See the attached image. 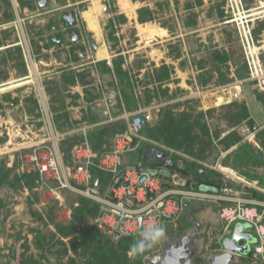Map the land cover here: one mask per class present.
<instances>
[{"label":"crops","instance_id":"crops-1","mask_svg":"<svg viewBox=\"0 0 264 264\" xmlns=\"http://www.w3.org/2000/svg\"><path fill=\"white\" fill-rule=\"evenodd\" d=\"M8 1L13 9L9 13L12 18L0 21V156L7 155L10 158L25 146L46 140L53 133L58 134V143L73 135L84 138L97 127L122 120L128 113L143 112V109L150 111L146 115L147 124L153 126L159 121L161 107H172L174 112L181 113L184 101L194 103L195 109L203 112L233 101H243L253 125L259 127V131L264 128V103L255 96L251 82L237 88L236 99L228 93L231 85L246 76V69L235 31L231 25L224 23V18H220L217 11L221 1L224 12L223 0H200V5L195 0H165L164 3L130 0L126 5L122 3L119 14L114 13L106 19V26L101 17L95 14V28L89 26L84 15L86 11H83L80 15L81 24L84 31L91 35L96 49L81 59L86 60L84 65H72L65 69L56 67L53 72L46 70L52 64L46 46L38 43L35 50L31 47L25 24L18 15L23 5L18 0ZM187 2H194L192 13L185 7ZM258 2L264 5V0ZM140 8L150 9L153 19L139 22L137 10ZM121 16L126 18L125 22H121ZM110 19L113 20L112 36L117 39V44L109 37ZM128 30L130 33H127ZM254 30L264 62V12L256 21ZM119 35L122 36L121 40L117 38ZM107 37L112 42L110 47ZM54 43L62 46L61 43ZM66 45L63 47L66 49L65 56L77 58ZM15 53L20 54L19 62L12 60ZM116 57L122 59L121 68L127 72L131 84H138L147 73V86L144 89L148 92L147 104L143 103L144 91L134 86L138 110L127 112L123 109L118 110L119 113L112 111L119 104L124 107L121 88L125 85L119 83L112 63ZM161 66L167 67L169 77L158 80L156 69ZM63 70L81 73L86 83H80L77 77L75 84L64 82L61 79ZM159 86L164 90V96L157 92ZM175 90H179L180 94L174 95ZM19 95L24 105L18 119L7 111V106L10 99L14 100ZM152 115L155 119L150 123ZM257 134L258 147L254 143L250 144L263 150L264 159V148L258 142ZM234 149L231 147L230 150L220 151L216 158L211 159L213 169H202L208 174L209 171H216L224 179L223 182H247L253 193H256L254 199L264 203V186L256 177L247 178L238 172L232 165L233 156L227 157V153ZM176 152L195 161L183 152ZM191 172L192 168L186 176L181 172L175 174L187 179L188 186L192 180ZM215 178L210 176V179ZM196 202L194 208L191 201L185 202L183 220L187 224L189 211L190 217L204 221L208 230L206 245L209 246L215 236L219 240L221 223L217 217L218 206L210 201ZM259 209L264 211V206L259 205ZM180 217L177 225L183 222ZM246 232L250 233L248 229ZM250 234L255 242L254 235Z\"/></svg>","mask_w":264,"mask_h":264},{"label":"built area","instance_id":"built-area-1","mask_svg":"<svg viewBox=\"0 0 264 264\" xmlns=\"http://www.w3.org/2000/svg\"><path fill=\"white\" fill-rule=\"evenodd\" d=\"M224 1V23L233 27L239 43L246 76L230 86L231 98L236 99L237 88L251 82L254 88L264 94V62L261 47L254 34L255 23L263 15L264 5L247 7L244 0ZM126 131L117 132L107 150L97 158L96 151L84 136L82 142L74 143L70 157L65 161L60 151L58 134L53 133L46 140L22 148L19 151L16 172L33 173L37 176L36 191L42 205L56 204L55 217L65 222L71 211L64 204V194L72 193L94 201L98 214L92 221L96 229L110 240L134 238L143 241L147 249L155 253L161 235L174 230L184 211L187 201H210L218 206L217 217L221 223L219 240L230 235L237 222L249 224L254 231L255 242L251 257L258 264H264V211L245 181L223 182L216 192H204L191 186H178L169 176L154 174L141 161L127 163L125 155L131 149V137H138L147 124L141 112L125 114ZM238 135L249 143H256L259 127L249 126L245 121L238 128ZM168 153L166 165L172 164L170 153L174 149L164 148ZM163 161V162H164ZM162 162V163H163ZM91 168L108 174L109 182L100 188L93 178ZM98 182V188L94 186ZM162 230L154 240H146L145 233ZM131 251H129L130 253Z\"/></svg>","mask_w":264,"mask_h":264},{"label":"trees","instance_id":"trees-1","mask_svg":"<svg viewBox=\"0 0 264 264\" xmlns=\"http://www.w3.org/2000/svg\"><path fill=\"white\" fill-rule=\"evenodd\" d=\"M19 4L22 6L24 4L30 5L31 0H18ZM197 5L201 4L200 0H195ZM249 1L251 0H244ZM7 4L10 6L9 1ZM222 2L218 4L217 11L220 18H225V14L221 9ZM187 11L192 13L194 9V2H187L185 5ZM138 21L143 23L153 19L152 11L148 8H140L137 10ZM7 19L12 18L11 14L6 15ZM121 22H125L126 18L121 16ZM92 20V19H91ZM111 31L109 37L111 40L115 41L117 44V39L112 36V27L113 20L110 19L108 23ZM256 34V30H254ZM105 63V62H104ZM113 69L118 78L120 84L125 85L121 88V96L123 98V104L118 105L112 108L114 113H119L118 110L125 109L127 112H132L138 110V100L134 97V86L129 81V76L126 71L121 68L122 59L116 57L112 61ZM245 67V66H244ZM64 69V68H63ZM246 69V68H245ZM157 70V79L163 80L164 78L169 77V72L166 66H161ZM155 70V71H156ZM241 76V74H240ZM244 76V74H242ZM76 77L79 82L86 83L85 77L81 73L74 74V71L63 70L62 80L68 84H75ZM47 89L50 91L48 84ZM256 90V89H255ZM147 90H144L143 103L147 104ZM255 96L263 101L264 103V94L256 90ZM11 100V99H10ZM193 107L184 109L181 113H176L172 110V107H165L160 109L159 112V121L151 126L146 124L144 129L141 131L140 135L146 138L148 141L139 139L138 137H131V147L132 151L125 155V161L127 163H134L136 161H141L150 171L154 174L164 175L165 173L171 174L176 172H181L182 174L189 173L192 168V180L188 186L198 188V185L201 183L200 175L195 172L193 169L196 167H201L195 161H190L177 153H170L169 157L172 159L171 165H166L165 161L158 165L153 163H148L145 160L143 150L144 146L151 145L157 147L161 150L164 148H171L175 151L183 152L189 155L192 158L199 159L204 161L208 158L207 151L213 149V133L210 130L209 126H217L222 118H225L227 122L232 124H239L243 121L252 126L253 121L249 118V113L247 107L243 101H233L229 104L220 105L215 108H211L203 111H198L195 109V104ZM126 124L122 120L114 121L102 125L93 129L88 135L87 140L91 147L96 151L97 158L104 150H107L111 143V138L117 132H125ZM221 132H216L215 137L218 138V142L224 145V150L227 151L231 147H234V150H237L235 153V158L241 162L247 160L256 161V164H260L255 157H248L249 152L261 153L263 155V150H256L251 145L240 144L241 139L233 132H229L224 137L220 138ZM264 137V128H262L257 134V138ZM203 138H207V141H203ZM84 138L82 136L73 135L66 137L59 142L60 151L63 154L65 161H68L70 157V149L74 143L82 142ZM153 142V143H152ZM155 143V144H154ZM247 144V143H245ZM137 146V147H136ZM195 146L199 147V153L195 151ZM135 147V149H133ZM261 147L264 148V141L261 140ZM232 150L227 153V157L233 156L232 153L235 152ZM130 157L128 160L126 157ZM234 157V156H233ZM263 158V156H262ZM8 159L7 155L1 156V165H0V188L6 184H9V188L16 191L28 190L31 191L37 186V176L33 173L27 174H18L15 172V163H12L10 166L6 165V160ZM235 159V160H236ZM234 160V161H235ZM235 168V164H232ZM236 169V168H235ZM93 178L97 179L100 183V188L109 182V175L96 169L91 168ZM211 176H215V179H210V183L218 188L223 183L220 178V174L216 171H209ZM247 178H257L259 183L264 186V178L256 176L247 172H241ZM230 182V181H228ZM253 196H256V193L251 190ZM35 194V193H33ZM74 203L71 205L70 217L66 222H58L53 217V208L55 204L44 205L42 209H37L35 206L34 200L27 196L26 206L27 213L31 216L32 220L38 225H53V230H49L47 234L42 233L39 226L32 229V234L35 239V244L37 248L41 251H50L54 248H57L63 245L62 239L72 238L71 250L78 257L79 263L74 258L69 259V264H127L129 258L127 253L131 251L133 254L138 255L139 249L136 245V242H133L131 238H121L120 240L114 242L108 237L102 235L93 224L88 226L85 222L87 220L93 221L98 214L97 204L85 197L77 196ZM4 204L2 197L0 195V205ZM260 210V209H259ZM82 247V249H79ZM64 250L57 251V253L62 256ZM89 254L90 258L88 260L83 259L84 254ZM251 254V253H250ZM76 258V257H75Z\"/></svg>","mask_w":264,"mask_h":264},{"label":"rangeland","instance_id":"rangeland-1","mask_svg":"<svg viewBox=\"0 0 264 264\" xmlns=\"http://www.w3.org/2000/svg\"><path fill=\"white\" fill-rule=\"evenodd\" d=\"M7 1L8 0H0V21L7 20L6 15L11 13V11L13 12L11 6L7 4ZM127 1L130 0H48L49 3L46 6L41 7L38 5V0H31L30 5L26 3L23 5L24 7L22 6V9L19 11L18 15L22 19V23L25 24V31L27 32L28 38L32 43L31 47L33 48V50H35L38 43H43L44 46H46L49 56L47 57L52 59V64H50L51 66L47 67L46 70L53 72L56 67L65 69L72 65L82 66L86 63V60H81V58L77 59L73 56L71 58L65 56L66 49L63 47L66 45V42L64 41L62 35L58 34L64 28L63 22L58 18L59 13L67 11L69 9L72 10L75 14L77 21H79L78 23L80 27H82L80 18L81 13L83 11L91 9V7L93 6H97L99 8L97 14L99 15V17H101V21L103 22L104 26H106V19H108V17H110V15L114 13L119 14L121 12L122 5H126ZM152 1L164 3L165 0ZM69 5L72 6L69 7ZM245 5L249 8L255 7L259 5V2L258 0H251V2L245 1ZM177 6L178 5L175 4L176 8ZM127 33H130V31L128 30ZM52 37H57L58 39H60V43L62 44V46H58L54 42H52ZM117 38L118 40H121L122 36L119 35ZM12 57V60L19 62L20 54L15 53ZM146 76L147 73H145L144 78H142L141 81L138 82V84L135 83V85H137L136 88L140 91H144L145 87L147 86ZM163 91L164 90L159 86L157 92L164 96ZM173 92L174 95L180 94L179 90H175ZM254 92H256L255 89ZM23 105L24 103L21 99V95H19L16 99L10 100L8 102L7 111L14 114L19 119L21 116V111L23 110ZM182 106L184 109H188L190 107H193L194 105L188 104L186 101H184ZM165 107L167 106H163L160 109H163ZM149 112L150 111H148L147 109H143L142 113H144V115L146 116L147 114H149ZM154 119L155 117L154 115H152L150 123H152ZM122 121H124L126 124V117H124ZM239 125L240 123L230 125L225 118H222L220 120L218 127L210 125L209 128L213 133V138L211 139L213 141V149L211 151H207L208 158L204 161L192 157L191 159L195 160L196 163L199 162L198 164L201 165V168L213 169L210 165L211 159L216 158L217 155L220 154V151H225L224 145L218 142V138L215 137V133L221 132L220 138H222L229 132H233L241 139V137L237 133V128ZM139 139L148 141L142 135L138 136V140ZM202 140L207 141V138H203ZM257 140L261 145V140L264 141V137H261L260 139L257 138ZM240 144L242 146L251 145L249 142L243 141V139H241ZM199 147L202 146H195V151L197 153H199ZM255 149L258 150L257 148ZM130 151H132V147ZM234 151L235 152H233L232 155L234 156L233 158L235 160V153L237 150ZM18 155L19 152L12 154L11 157L6 160V165H11L12 163H15V166L17 167ZM247 156L255 157V159L259 161L260 164H256V161H253L252 158L245 162H241L236 159L234 161L236 170L240 173L247 172L264 178V159L262 158V154L260 152L255 153L252 151L249 152ZM126 158L128 160L130 157L127 156ZM1 161L2 160L0 156V165ZM222 181H224V179H222ZM0 195L4 202V204L0 205V264H69L70 258H74L77 263H79V256L74 254V252L71 250L72 238L62 239L63 245L54 248L50 251H41L37 248L31 230L39 226V229H41L42 233L47 234L49 230H53L55 228H53V225L51 224L38 225L32 220L31 216L28 215L26 206L27 196H30V198L34 200V207H36L37 209L40 210L44 207V205L40 203L39 194L35 188L31 191L25 189L22 191L15 192L13 189L9 188V184H6L0 188ZM76 197L77 195L72 193H65L63 196L64 204L70 211L71 205L74 203L73 201ZM196 204L197 202L195 200L191 201V206L193 208ZM55 209L56 204L53 208V217L56 220L54 213ZM180 218L181 221H183L182 223H184V214ZM85 223L88 226L92 225L91 220H87ZM248 230L250 233L254 234V231L251 227H248ZM132 240L133 242H136L134 238H132ZM213 243L214 244L211 246L207 245L205 249V252L207 254L217 249H220V246L216 245V236L213 238ZM79 249H82V247H80ZM61 250H64L62 256L57 253V251ZM251 250L252 249H250V253ZM83 256V259L85 258V260H88L90 258L88 253L84 254Z\"/></svg>","mask_w":264,"mask_h":264},{"label":"water","instance_id":"water-1","mask_svg":"<svg viewBox=\"0 0 264 264\" xmlns=\"http://www.w3.org/2000/svg\"><path fill=\"white\" fill-rule=\"evenodd\" d=\"M48 0H39L38 5L43 7L47 5ZM60 19L65 20L67 26H74L76 25V18L73 11L68 13H63L60 15ZM73 41V40H71ZM107 43L109 47L112 45V42L108 40ZM96 47L93 46V50ZM92 50V51H93ZM143 154L145 160L148 163L153 164H162V162L167 159L168 153L165 151L151 146L145 145ZM203 170V169H202ZM205 171V170H204ZM207 172V171H205ZM165 177L169 175L167 173L164 174ZM172 183L178 186H186L187 179L179 176L178 174H172L169 176ZM205 179L204 177L202 178ZM94 186L98 188V182L95 181ZM199 190L204 192H216L217 189L214 186L207 185L205 183H201L198 187ZM192 217L189 216V211L187 213V219L189 223H193L191 220ZM249 224L243 222H237L233 226V229L229 236L222 237L220 240L217 241L216 245H219L221 248L219 251H213L206 255L205 261L207 264H249V263H242L241 259L247 253H249L250 244L254 243V238L250 233H247L246 230L248 229ZM198 234L191 233L188 234L185 230L179 237H176L173 240L167 239L163 243V257L159 260V262H155L154 259L150 258L151 264H192V258L198 252L203 250L204 239H198ZM244 241V243H241ZM189 244V245H188ZM136 245L139 249L140 254L142 257L148 255L147 244L143 241H136ZM190 248V249H189ZM181 251H188L187 254L179 253Z\"/></svg>","mask_w":264,"mask_h":264},{"label":"flooded vegetation","instance_id":"flooded-vegetation-1","mask_svg":"<svg viewBox=\"0 0 264 264\" xmlns=\"http://www.w3.org/2000/svg\"><path fill=\"white\" fill-rule=\"evenodd\" d=\"M38 2H39V0H38ZM70 6H72V5H69V7ZM98 9L99 8L97 6H93V7H91V9L87 10L84 14L85 17L87 18V20L89 22V26L91 28H95V25H94L95 14H97ZM70 11H72V10L69 9L67 11L59 13L58 18L60 19L61 14L68 13ZM60 20L63 22L64 28L58 34H61L63 39L68 43L66 45L67 49L71 53H74L75 56L79 59L80 58L81 59L86 58L87 53L93 49V46H95V43L92 41L91 35H89L87 33V31H84L83 26L80 27L77 19H76V21H77L76 25L71 26V27L66 25L65 20H62V19H60ZM51 39L53 42L60 44V39H57V37H53ZM71 40H73V41H71ZM195 172H197L200 175L201 183H205L207 185L214 186L210 183V176H211L210 173L208 174V172H205L204 170H202V168L195 169ZM203 177L205 178L204 180L202 179ZM182 214H183V212H182ZM191 219H192L191 221L193 222L192 224L189 223V221H187V224H185V223L178 224V226L174 230H166L161 235L160 242L158 244L159 251L152 253L149 250L147 253L148 255H146L144 257H142V255L140 253L138 255H135L132 252H130V253L128 252L127 256L129 258V262L127 264H151L150 258L154 259L156 263L159 262V260L162 259L163 255H164L163 254V243H164V241L167 239L173 240L176 237H179L184 230L186 232H188V234L195 232L196 234H198V236H197L198 239H204L203 250L201 252H198L197 254H195L193 256L192 264H207L205 261V257L207 255V253L205 252V249L207 247L206 244H207V238H208V230L206 228V225L204 224L205 223L204 221L199 220L196 217H193ZM241 243H244V241H242ZM213 244H214L213 240H211L209 246H211ZM251 245L252 244H250L249 253H250ZM187 252L188 251H181L179 253V255H181V254L185 255V254H187ZM249 253H247L244 257H242L241 262L242 263H249V264H258L255 260L252 259L251 255Z\"/></svg>","mask_w":264,"mask_h":264},{"label":"clouds","instance_id":"clouds-1","mask_svg":"<svg viewBox=\"0 0 264 264\" xmlns=\"http://www.w3.org/2000/svg\"><path fill=\"white\" fill-rule=\"evenodd\" d=\"M162 234V230H157L155 232H148L145 233V239L146 240H154L156 237Z\"/></svg>","mask_w":264,"mask_h":264}]
</instances>
